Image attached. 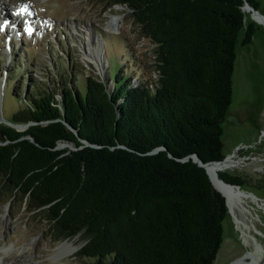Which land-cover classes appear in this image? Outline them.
Listing matches in <instances>:
<instances>
[{"label": "trees", "instance_id": "trees-1", "mask_svg": "<svg viewBox=\"0 0 264 264\" xmlns=\"http://www.w3.org/2000/svg\"><path fill=\"white\" fill-rule=\"evenodd\" d=\"M107 1L154 45L156 80L132 87L116 71L112 89L87 76L83 92L63 80L11 96L22 107L8 121L27 128L0 123V195L43 215L55 237L81 234L77 255L95 264H214L227 207L192 155L225 158L237 39L257 29L243 7L258 0Z\"/></svg>", "mask_w": 264, "mask_h": 264}, {"label": "rangeland", "instance_id": "rangeland-1", "mask_svg": "<svg viewBox=\"0 0 264 264\" xmlns=\"http://www.w3.org/2000/svg\"><path fill=\"white\" fill-rule=\"evenodd\" d=\"M0 2L6 6L5 2ZM30 2L34 7L35 19L26 22V25L32 28L34 23H42L48 17L55 21L56 28L55 31L48 29L43 33L39 27L32 38L27 33L20 40H17L19 33L0 32V121L2 116L9 120L11 114L22 107V103L14 101L11 96H17L22 91L24 97L35 82L51 91L56 90L61 81L71 80L67 85H75L83 92L87 76L97 77L105 81L107 88H114L111 75L116 71L129 79L132 87L149 78L156 80L154 45L140 34L138 25L126 7L113 5L107 0ZM43 8L46 9V15ZM1 12L7 17L5 10ZM257 12L264 19V0H258ZM109 13L121 16V26L116 33L104 30ZM258 21L261 20L255 21L254 14L252 16L245 11V24L254 23L257 29L251 42L246 45H241L245 29L238 35L232 99L227 111L237 122L231 124L225 118L221 124L225 160L219 164L221 172L237 176L243 181L240 188L248 195L251 214L246 212V218L243 219L236 210L234 217L227 208L223 220V241L214 264L248 263L253 255L255 260L260 259L258 263L264 260V208L261 207L264 203V24ZM20 24L25 28V20L20 21ZM85 25L92 28L100 44L105 47L108 67L105 63L103 74L97 73L83 60L81 48L85 37L79 31ZM73 26H76V30ZM16 27L19 25L16 24ZM54 100L61 103L60 95L55 94ZM26 128L27 125L17 126L18 131ZM61 145L62 148L72 147L66 143ZM6 197L0 195V261L9 258L6 264H95L94 259L77 255L84 245L81 234L72 238L55 237L43 215L38 217L37 213L28 212L25 206L20 205L17 198L12 201ZM236 219L240 224H237ZM249 231L256 244L250 239L248 242L244 240L242 232ZM66 240H73L78 250L71 257L52 258L57 247ZM20 259L21 262H15Z\"/></svg>", "mask_w": 264, "mask_h": 264}, {"label": "bare ground", "instance_id": "bare-ground-1", "mask_svg": "<svg viewBox=\"0 0 264 264\" xmlns=\"http://www.w3.org/2000/svg\"><path fill=\"white\" fill-rule=\"evenodd\" d=\"M15 1L23 2V0H15ZM2 10H5V7L2 4V2H0V12ZM246 10L249 12L248 8H246L245 11ZM0 17L6 18L2 15V12L0 13ZM254 17H255V19L263 20L256 13H254ZM107 18H108L107 19L108 21L106 22V25L104 26V30L109 32V33H116L117 31H119L120 26H121V21H122L121 16H117V14L109 13V14H107ZM71 26H72V24H71ZM72 28H74L76 30V26H73ZM79 32H81L85 37L82 48H81L82 52H83L82 54H83L84 62L87 63L88 65H90L91 67H93V69L97 73L103 74L104 64L107 62H106V57L102 56V54H101V44L99 42V39L94 35L92 28H90L88 25L83 26ZM66 144H68V143H66ZM85 145H87V144H85ZM59 146L62 148L61 144H59ZM220 168H221L220 165H214V166L208 167V172H209V175L213 181L214 188L226 197L227 205L230 209V212L233 214V216L234 217L236 216V210H237L240 212V214H242V217L244 219V218H246V216H245L246 212H247V214H251V206L247 203V196L248 195L245 194L244 192L237 191V189L229 188V187L225 186L224 184H222L218 180V178L216 177V173L219 170H221ZM261 207L264 208V203H263V205H261ZM236 222H237V224H240V221H238L237 219H236ZM242 233H243V238L245 241L248 242L250 239L253 242H255L254 236H252L250 234V231L248 233L247 232H242ZM255 244H256V242H255ZM256 248L258 249L257 246H256ZM257 249H256V252H257ZM77 250H78V247L74 245L73 240H66L60 246L57 247L56 253L54 254V257H52V258L58 259V258L71 257ZM8 260H9V258H5L4 260L2 259V261H0V262H2V264H6L5 262H7ZM31 261H32V259H31ZM259 261H260V259L258 261L255 260V256L253 255L252 260L250 262H248V263L247 262H237L236 264H264V260H263V262L258 263ZM15 262H21V259L19 261L15 260ZM59 264H66V263L60 262Z\"/></svg>", "mask_w": 264, "mask_h": 264}, {"label": "water", "instance_id": "water-1", "mask_svg": "<svg viewBox=\"0 0 264 264\" xmlns=\"http://www.w3.org/2000/svg\"><path fill=\"white\" fill-rule=\"evenodd\" d=\"M246 8H248L249 9V12L252 14V16H253V14L254 13H256L257 15H259L258 14V12H257V10L256 9H254L253 7H251L248 3H245V5H244V7H243V11L245 12V9ZM259 17L261 18V19H263L260 15H259ZM257 19H255V21H256ZM258 22H261V23H263L264 24V19L263 20H261V21H258ZM102 52H103V50H102ZM225 118H227V120L231 123V124H233V123H236L237 122V120L233 117V116H231V115H229V114H227L226 113V115H225ZM6 125H11L12 127H14V128H16L17 129V126H19V125H16V124H12L11 122H8V121H3ZM64 123H65V121H64ZM18 130V129H17ZM264 135V134H263ZM61 144H63V143H61ZM85 144H88L87 142H85ZM68 145H70V146H72V147H69L70 149H75V145L73 144V143H68ZM162 148L161 147H159V148H156V149H154L153 150V152L152 153H154V152H157V151H159V150H161ZM192 158H193V161L194 162H196L200 167H203L205 170H206V172H207V174H208V177H209V179H210V181H211V183H212V185H213V181H212V179H211V177H210V175H209V172H208V167L209 166H214V165H219L220 163H213V164H204L202 161H201V159L199 158V156L197 155V154H194V155H192ZM224 160H225V158H224ZM223 162V161H222ZM221 162V163H222ZM220 171V170H219ZM218 171V172H219ZM218 172L216 173V177L218 178V180L222 183V184H224L225 186H227V187H229V188H234V189H237V191H239V192H243V190H241V188H240V186L239 185H236V184H231V183H228V182H225L222 178H220L219 176H218ZM213 187H214V185H213ZM220 193V192H219ZM221 194V193H220ZM223 197H224V199H225V203H226V207L227 208H229L228 207V205H227V199H226V197L223 195V194H221Z\"/></svg>", "mask_w": 264, "mask_h": 264}, {"label": "snow or ice", "instance_id": "snow-or-ice-1", "mask_svg": "<svg viewBox=\"0 0 264 264\" xmlns=\"http://www.w3.org/2000/svg\"><path fill=\"white\" fill-rule=\"evenodd\" d=\"M25 9H21V11H24ZM30 31V30H29Z\"/></svg>", "mask_w": 264, "mask_h": 264}]
</instances>
